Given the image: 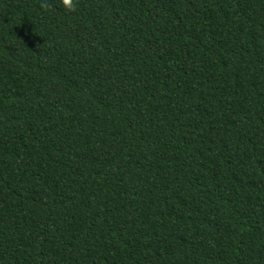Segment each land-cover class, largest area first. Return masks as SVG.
<instances>
[{"label": "trees", "instance_id": "16d2710c", "mask_svg": "<svg viewBox=\"0 0 264 264\" xmlns=\"http://www.w3.org/2000/svg\"><path fill=\"white\" fill-rule=\"evenodd\" d=\"M0 264H264V0H0Z\"/></svg>", "mask_w": 264, "mask_h": 264}, {"label": "clouds", "instance_id": "9594fccd", "mask_svg": "<svg viewBox=\"0 0 264 264\" xmlns=\"http://www.w3.org/2000/svg\"><path fill=\"white\" fill-rule=\"evenodd\" d=\"M59 4L63 9L72 11L74 7V0H59Z\"/></svg>", "mask_w": 264, "mask_h": 264}]
</instances>
